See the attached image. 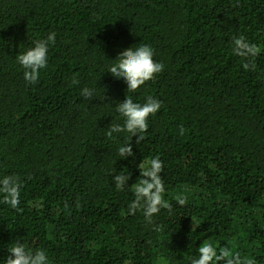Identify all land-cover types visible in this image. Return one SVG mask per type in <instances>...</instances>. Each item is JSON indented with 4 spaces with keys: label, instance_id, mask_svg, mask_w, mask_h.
Returning a JSON list of instances; mask_svg holds the SVG:
<instances>
[{
    "label": "trees",
    "instance_id": "obj_1",
    "mask_svg": "<svg viewBox=\"0 0 264 264\" xmlns=\"http://www.w3.org/2000/svg\"><path fill=\"white\" fill-rule=\"evenodd\" d=\"M49 32L48 67L28 85L15 56ZM240 35L260 49L255 71L231 53ZM139 43L165 67L127 93L106 69ZM85 87L97 89L93 100ZM127 95H151L161 109L121 160L128 138L106 132ZM155 156L174 209L154 218L161 231L128 209L137 166ZM114 170L131 173L124 192ZM5 175L22 189L18 210L0 203V259L21 239L52 264H189L207 240L264 264V0H0Z\"/></svg>",
    "mask_w": 264,
    "mask_h": 264
},
{
    "label": "clouds",
    "instance_id": "obj_2",
    "mask_svg": "<svg viewBox=\"0 0 264 264\" xmlns=\"http://www.w3.org/2000/svg\"><path fill=\"white\" fill-rule=\"evenodd\" d=\"M57 34L49 32L46 37L33 40L32 45L25 51L15 56V63L22 70L23 80L32 85L38 81L42 70L47 69L49 51L56 43ZM260 49L250 43L245 36H235L231 41V53L243 61L245 70L255 71V57ZM154 50L148 44H137L117 56L113 63L109 64L106 73L115 80L123 81L127 86V93H135L141 86L153 80L164 70V64L154 60ZM79 81L73 77L71 85H77ZM97 89L85 87L81 89V96L85 100H93ZM105 99V97H104ZM115 112L120 118V123H113L107 128L106 136L109 141L115 140L123 134L128 139L117 148V155L121 160L134 157L132 151V139L136 137V144L144 140V133L149 126V118L155 117L161 109V102L149 95L143 103L134 102L127 95L123 102L115 105ZM181 134L184 129H180ZM140 173L135 182L133 200L129 204L130 214L140 212L146 225L153 226L156 231H161L155 224L162 209H167L172 214L174 209L164 199L165 183L161 177L164 165L159 156L152 157L141 162L138 166ZM131 173L113 172V184L115 189L124 192L128 189ZM22 182L15 175L0 176V203L6 204L10 209L18 210L21 203ZM176 204L183 207L187 199L183 195L175 197ZM8 255L0 259V264H52L47 250L44 248H29L21 239L14 240L7 247ZM189 264H254L251 259H242L239 252L226 247H216L211 241H203L196 249L195 255L189 257Z\"/></svg>",
    "mask_w": 264,
    "mask_h": 264
}]
</instances>
